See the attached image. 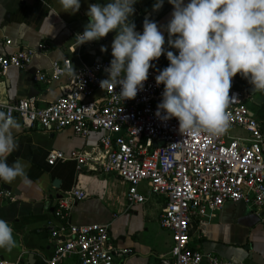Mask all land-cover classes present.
Returning <instances> with one entry per match:
<instances>
[{
	"label": "crops",
	"instance_id": "0c3cea01",
	"mask_svg": "<svg viewBox=\"0 0 264 264\" xmlns=\"http://www.w3.org/2000/svg\"><path fill=\"white\" fill-rule=\"evenodd\" d=\"M108 2L110 0H80V9L73 14L63 11L59 0H0V54L47 44V51L35 54L26 70L11 67L0 74V99L11 102L32 98L39 105H45L60 94L66 82L65 77L49 84L33 80L34 74L49 68L51 60L68 58L76 71L98 59H112L115 31L82 45H77L75 38L89 21L86 15L89 5ZM189 2L184 0L185 4ZM155 3L156 0H136L135 12L129 19L135 23L138 33L143 32L145 18L157 23L165 37V52L151 63L153 67L165 68L170 63L167 51L176 55L179 52L168 43L167 25L172 19L174 6L164 0L163 6L154 10ZM7 39L11 41L9 45L6 44ZM101 46H105L107 51H101ZM233 87L243 92L249 114L264 129V92L254 91L249 81L239 73L234 77ZM15 118L21 125L20 131L14 132L18 149L8 156L7 162L11 165L20 159L29 164L26 170L29 183L22 182L20 178L11 183L0 180V218L13 227L18 244L11 252L0 249V260L48 264L55 243L51 237L53 230H67L69 224H103L108 226L109 242L129 250L114 264H162L172 244L171 233L159 225L164 199L150 193L147 181L138 184V191L146 200L142 204L129 205L126 200L128 185L115 174H104L87 165L78 169L73 160L47 164L50 150L65 154L73 150L96 151L99 132L81 137L69 127L60 130L39 126L25 128L20 119ZM227 135L248 136L239 127L229 128ZM72 188L83 190L85 198L75 203L65 218L55 216L57 200ZM2 192H10L11 195L7 197ZM65 235L62 234L61 238ZM188 246L241 264H264V207L225 202L213 216L192 220ZM59 264H76V258ZM200 264L209 263L202 260Z\"/></svg>",
	"mask_w": 264,
	"mask_h": 264
},
{
	"label": "built area",
	"instance_id": "2783aa9c",
	"mask_svg": "<svg viewBox=\"0 0 264 264\" xmlns=\"http://www.w3.org/2000/svg\"><path fill=\"white\" fill-rule=\"evenodd\" d=\"M10 43L7 39L6 44ZM46 51L47 44H42L0 54V74L11 67L26 70L35 54ZM110 61L98 59L77 69V76H69L62 70L70 59L51 60L49 68L34 74L33 80L49 84L66 78L53 101L39 105L32 98L11 102L0 99V104L7 105L25 128L69 127L81 137L99 132L96 151L73 150L65 154L50 150L47 164L73 160L78 169L87 165L104 174L113 173L127 183L129 205L146 200L138 184L147 181L150 193L164 199L159 225L171 233L172 244L162 264H200L202 260L209 264H241L188 246L192 220L213 216L225 202L264 207V129L249 114L243 92L233 87L234 78L229 93L233 98L226 109L229 128L243 129L247 138L229 137L227 132L220 136L206 132L183 134L177 118L162 121L155 115L164 90L163 84H156L155 77L164 68L152 66L143 90L134 99L122 101L114 99L119 85L115 92L112 86L105 90L100 87V81L108 76L104 69ZM85 196L78 188L66 191L57 200L54 215L65 218L68 210ZM51 237L55 243L48 264L69 258H76V264H114L129 252L109 242L108 226L103 224H69L67 230H53ZM0 264L21 262L0 260Z\"/></svg>",
	"mask_w": 264,
	"mask_h": 264
},
{
	"label": "clouds",
	"instance_id": "9594fccd",
	"mask_svg": "<svg viewBox=\"0 0 264 264\" xmlns=\"http://www.w3.org/2000/svg\"><path fill=\"white\" fill-rule=\"evenodd\" d=\"M168 2L174 6L167 25L168 43L179 52L167 51L170 63L155 77L158 86L164 85L155 115L162 121L177 118L183 134L223 135L230 126L226 109L233 98L229 95L233 78L239 73L254 91L264 92V0ZM59 3L63 11L73 14L81 7L80 0ZM135 3L110 0L103 5L90 4L86 12L89 21L75 36L77 45H82L116 32L111 45L113 58L104 69L108 76L100 81V87L105 90L112 86L114 91L119 85L114 99L122 101L134 99L143 90L151 62L165 52V37L156 22L145 18L143 32L135 31L136 25L129 19ZM163 3L156 0L153 9H160ZM101 51L107 48L101 46ZM62 71L77 76L72 62ZM20 128L12 110L0 104V180L5 183L17 178L29 183V164L20 159L11 165L7 162L18 149L14 132ZM13 233L9 222L0 218V249L11 252L18 247Z\"/></svg>",
	"mask_w": 264,
	"mask_h": 264
},
{
	"label": "water",
	"instance_id": "95a60500",
	"mask_svg": "<svg viewBox=\"0 0 264 264\" xmlns=\"http://www.w3.org/2000/svg\"><path fill=\"white\" fill-rule=\"evenodd\" d=\"M248 92H251V89H249Z\"/></svg>",
	"mask_w": 264,
	"mask_h": 264
}]
</instances>
